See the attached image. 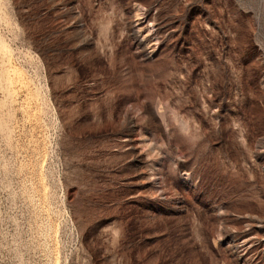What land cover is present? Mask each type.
<instances>
[{
  "label": "rangeland",
  "instance_id": "1",
  "mask_svg": "<svg viewBox=\"0 0 264 264\" xmlns=\"http://www.w3.org/2000/svg\"><path fill=\"white\" fill-rule=\"evenodd\" d=\"M0 264H264V0H0Z\"/></svg>",
  "mask_w": 264,
  "mask_h": 264
}]
</instances>
